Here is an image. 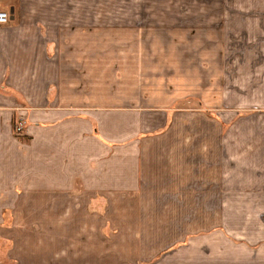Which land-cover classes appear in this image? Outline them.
I'll use <instances>...</instances> for the list:
<instances>
[{"label":"crops","instance_id":"1","mask_svg":"<svg viewBox=\"0 0 264 264\" xmlns=\"http://www.w3.org/2000/svg\"><path fill=\"white\" fill-rule=\"evenodd\" d=\"M241 1L150 40L0 0V264H264V0Z\"/></svg>","mask_w":264,"mask_h":264},{"label":"rangeland","instance_id":"2","mask_svg":"<svg viewBox=\"0 0 264 264\" xmlns=\"http://www.w3.org/2000/svg\"><path fill=\"white\" fill-rule=\"evenodd\" d=\"M215 1L216 0H47V6L51 4L50 6L53 7V20L60 21L66 18L69 22L75 23L77 20L84 25L100 23L102 26H141L151 30L148 32L150 33L148 38L151 40L154 38H161L160 34L162 32H159L156 26L162 23L178 21L182 27L185 25H196L194 21L204 24V14L199 11L204 10L206 5L213 6ZM237 1L239 0H229L231 3L230 5L237 3ZM242 2H245L246 6H250L252 3H254L253 5H257L259 0H242L241 3ZM48 16L51 17L50 14H48ZM174 18L176 20H174ZM163 33L165 34L164 37L173 38L174 36L172 33H174L178 38H196L199 39L198 42H201L200 39L204 40L206 38H211L210 32L200 30L188 31V29H181L176 32ZM212 35L214 40L219 38L215 35V32ZM243 35H247L246 37L249 35V37H251L252 32L225 31L222 36V38L225 39V47L213 46V49L223 50V54L231 61L232 57L237 55L239 49L240 51L244 49L252 50V48H249L245 44L238 43V39H243ZM239 45H241L240 48L238 47ZM245 46L246 48H244ZM204 54L205 47L203 45L198 46L197 58L200 70L202 69V65H204ZM150 74H153V72H150ZM176 105L203 107V102L199 97H192L190 99L180 100Z\"/></svg>","mask_w":264,"mask_h":264},{"label":"built area","instance_id":"3","mask_svg":"<svg viewBox=\"0 0 264 264\" xmlns=\"http://www.w3.org/2000/svg\"><path fill=\"white\" fill-rule=\"evenodd\" d=\"M9 21V13L6 11H0V24H6ZM25 121L20 119L17 124L15 131L17 134H21L24 129Z\"/></svg>","mask_w":264,"mask_h":264}]
</instances>
